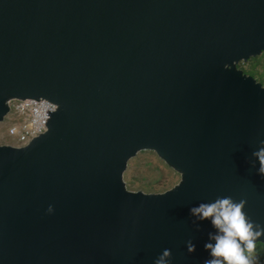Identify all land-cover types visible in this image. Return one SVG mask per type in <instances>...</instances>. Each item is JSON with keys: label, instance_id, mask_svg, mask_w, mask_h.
<instances>
[{"label": "water", "instance_id": "95a60500", "mask_svg": "<svg viewBox=\"0 0 264 264\" xmlns=\"http://www.w3.org/2000/svg\"><path fill=\"white\" fill-rule=\"evenodd\" d=\"M263 52L264 0H0V122L57 105L0 144V264H203L216 230L190 209L218 196L264 225V85L239 67ZM144 150L179 182L129 189Z\"/></svg>", "mask_w": 264, "mask_h": 264}, {"label": "clouds", "instance_id": "9594fccd", "mask_svg": "<svg viewBox=\"0 0 264 264\" xmlns=\"http://www.w3.org/2000/svg\"><path fill=\"white\" fill-rule=\"evenodd\" d=\"M253 152L259 161L258 173L264 175V141ZM247 200L235 201L232 197L218 196L213 202L200 203L190 209L197 220H209L215 232H209L204 247L209 252L203 264H257L253 257L256 241L264 236V225L252 220L244 208ZM53 209L50 206L49 212ZM195 223V221H194ZM189 252L196 250L191 240L187 242ZM171 249H164L154 264H170Z\"/></svg>", "mask_w": 264, "mask_h": 264}, {"label": "rangeland", "instance_id": "374dc122", "mask_svg": "<svg viewBox=\"0 0 264 264\" xmlns=\"http://www.w3.org/2000/svg\"><path fill=\"white\" fill-rule=\"evenodd\" d=\"M242 64L243 62L239 65ZM244 69L248 71L254 69V77L259 80L262 79L264 77V52L255 59L247 61ZM2 125L0 123V126ZM3 130L4 128L0 127V133ZM2 142L3 140L0 139V144ZM124 178L128 188L131 190L156 193L173 187L179 182L180 174L169 167L154 151L144 150L129 161ZM252 255L257 258V264H264L257 250Z\"/></svg>", "mask_w": 264, "mask_h": 264}, {"label": "built area", "instance_id": "2783aa9c", "mask_svg": "<svg viewBox=\"0 0 264 264\" xmlns=\"http://www.w3.org/2000/svg\"><path fill=\"white\" fill-rule=\"evenodd\" d=\"M57 105L48 99L14 100L11 109L0 126L2 144L23 147L47 129V122Z\"/></svg>", "mask_w": 264, "mask_h": 264}, {"label": "trees", "instance_id": "16d2710c", "mask_svg": "<svg viewBox=\"0 0 264 264\" xmlns=\"http://www.w3.org/2000/svg\"><path fill=\"white\" fill-rule=\"evenodd\" d=\"M256 58V57H255ZM255 58H251L250 60H253V59H255ZM244 65H245V63H243L242 65H239V67H242L243 68V70L245 71V72H247L248 74H251V75H255V71H254V69H251V70H246V69H244ZM261 75H263L262 73H261ZM259 80V79H258ZM263 85H264V77L262 78V79H260L259 80ZM256 250L258 251V253L260 254V256H261V258H262V261L264 262V244L263 243H256V249H255V252H256ZM254 252V253H255Z\"/></svg>", "mask_w": 264, "mask_h": 264}]
</instances>
